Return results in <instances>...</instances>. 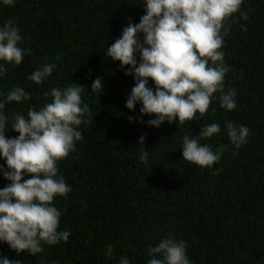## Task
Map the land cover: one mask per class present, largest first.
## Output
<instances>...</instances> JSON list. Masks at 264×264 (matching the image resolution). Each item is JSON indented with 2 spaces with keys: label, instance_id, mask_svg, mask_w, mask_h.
I'll return each instance as SVG.
<instances>
[{
  "label": "trees",
  "instance_id": "trees-1",
  "mask_svg": "<svg viewBox=\"0 0 264 264\" xmlns=\"http://www.w3.org/2000/svg\"><path fill=\"white\" fill-rule=\"evenodd\" d=\"M143 14L142 0L0 4V26L14 19L26 50L20 65H5L0 93L23 87L30 95L26 102L5 105L9 118L51 102L46 91L71 83L85 88L82 100L89 109L79 126L83 138L58 162L72 188L54 201L62 210L60 230L71 232L67 242L45 244L35 255L0 242V256L20 264H120V257L148 264L149 246L171 237L185 243L192 264H264V0H244L226 21L231 27L222 50L230 71L224 90L236 91L237 107L226 111L214 98L203 116L183 125L148 126L152 117H141L139 104L128 110L125 102L134 86L132 76L125 75L128 66L122 69L105 56L122 29ZM45 63L56 64L51 76L40 85L30 81ZM97 76L103 84L99 95L91 92ZM214 122L220 133L200 142L214 150L223 146L220 160L211 168L185 161L182 137L198 135ZM227 122L249 129L239 149L227 136ZM6 131L9 138L18 135L10 125ZM141 136L149 167L139 159ZM8 183L0 176V188Z\"/></svg>",
  "mask_w": 264,
  "mask_h": 264
},
{
  "label": "clouds",
  "instance_id": "clouds-1",
  "mask_svg": "<svg viewBox=\"0 0 264 264\" xmlns=\"http://www.w3.org/2000/svg\"><path fill=\"white\" fill-rule=\"evenodd\" d=\"M244 0H142L144 14L138 23H129L105 52L111 61H119L125 75H131L134 86L126 98L125 107L132 111L137 104L139 113L149 115L148 126L159 127L167 121L183 125L203 116L212 100L226 111L237 107L236 91L225 88V76L230 65L222 50L230 24L226 21L240 11ZM16 0H0L3 6H13ZM240 18L247 14L240 12ZM243 30H246L244 28ZM142 36V38H141ZM23 36L14 19L0 26V78L5 65L17 66L26 50L20 47ZM137 55L139 59H137ZM56 68L54 63L38 66L28 79L37 85L44 83ZM151 79L152 87H149ZM85 88L76 83L53 87L44 93L51 102L38 109L29 108L26 115L11 119L5 105L26 102L29 93L23 87H14L0 93V176L10 183L0 188V242L17 253L35 255L43 245L67 242L71 232L60 230L62 210L54 201L65 197L72 188L59 173L58 162L75 151L82 133L79 126L89 111L82 100ZM103 91L101 77L91 84V92ZM214 93H219L214 97ZM215 111V109H213ZM131 120V117L129 118ZM18 133L9 138V127ZM232 145L239 149L247 142L249 129L244 125L227 122L224 125ZM218 122L200 128L198 135H184L181 143L182 158L201 168H211L224 151L223 146L213 149L201 139L220 133ZM138 140L139 159L149 167V152ZM28 176L29 178L23 179ZM108 247L107 255L111 254ZM148 264H192L186 254V245L171 237L162 238L154 247ZM0 264H20L7 256H0ZM120 264H130L120 257Z\"/></svg>",
  "mask_w": 264,
  "mask_h": 264
}]
</instances>
